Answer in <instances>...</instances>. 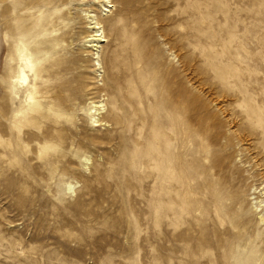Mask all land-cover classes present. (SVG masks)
<instances>
[{"label":"rangeland","instance_id":"obj_1","mask_svg":"<svg viewBox=\"0 0 264 264\" xmlns=\"http://www.w3.org/2000/svg\"><path fill=\"white\" fill-rule=\"evenodd\" d=\"M0 264H264V0H0Z\"/></svg>","mask_w":264,"mask_h":264},{"label":"bare ground","instance_id":"obj_2","mask_svg":"<svg viewBox=\"0 0 264 264\" xmlns=\"http://www.w3.org/2000/svg\"><path fill=\"white\" fill-rule=\"evenodd\" d=\"M103 11L106 12V10H103ZM88 17L91 19V21H90L91 26L93 25L90 28H93V29L96 28L97 29V30L94 31L95 33L93 35H91V38L88 39V42L90 44L89 46L90 47L91 46H98V43L99 42H103V40L101 39L103 37L102 36L103 32L100 29V26H99L100 23L98 22L97 17L95 15L88 16ZM28 63L30 65V67H31L32 66V62L28 60ZM96 63H97V61H96ZM21 74H22V80L24 82H27L29 78H28V74L25 72L24 69L21 71ZM92 109H94V111H92V113L93 112H98V114H102L103 113V110H104L103 105H94L92 107ZM69 189L71 191H73L74 186L73 185H70Z\"/></svg>","mask_w":264,"mask_h":264}]
</instances>
